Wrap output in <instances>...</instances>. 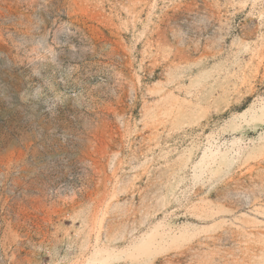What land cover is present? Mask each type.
<instances>
[{
  "label": "rangeland",
  "instance_id": "obj_1",
  "mask_svg": "<svg viewBox=\"0 0 264 264\" xmlns=\"http://www.w3.org/2000/svg\"><path fill=\"white\" fill-rule=\"evenodd\" d=\"M0 264H264V0H0Z\"/></svg>",
  "mask_w": 264,
  "mask_h": 264
}]
</instances>
